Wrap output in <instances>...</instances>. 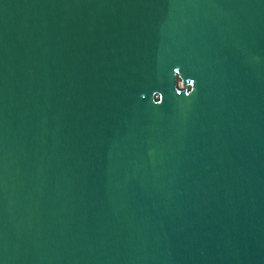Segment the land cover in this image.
Masks as SVG:
<instances>
[{
  "label": "water",
  "instance_id": "1",
  "mask_svg": "<svg viewBox=\"0 0 264 264\" xmlns=\"http://www.w3.org/2000/svg\"><path fill=\"white\" fill-rule=\"evenodd\" d=\"M0 264H264V0H0Z\"/></svg>",
  "mask_w": 264,
  "mask_h": 264
},
{
  "label": "rangeland",
  "instance_id": "2",
  "mask_svg": "<svg viewBox=\"0 0 264 264\" xmlns=\"http://www.w3.org/2000/svg\"><path fill=\"white\" fill-rule=\"evenodd\" d=\"M178 84H179L180 86H182V82H181V81H178Z\"/></svg>",
  "mask_w": 264,
  "mask_h": 264
}]
</instances>
